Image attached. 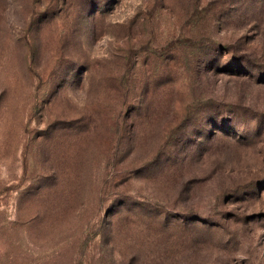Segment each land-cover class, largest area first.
<instances>
[{
    "label": "rangeland",
    "instance_id": "1",
    "mask_svg": "<svg viewBox=\"0 0 264 264\" xmlns=\"http://www.w3.org/2000/svg\"><path fill=\"white\" fill-rule=\"evenodd\" d=\"M0 264H264V0H0Z\"/></svg>",
    "mask_w": 264,
    "mask_h": 264
}]
</instances>
